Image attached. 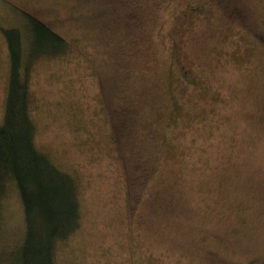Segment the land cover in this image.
Returning <instances> with one entry per match:
<instances>
[{"label": "rangeland", "instance_id": "374dc122", "mask_svg": "<svg viewBox=\"0 0 264 264\" xmlns=\"http://www.w3.org/2000/svg\"><path fill=\"white\" fill-rule=\"evenodd\" d=\"M193 1L0 0V126L2 30L25 12L71 46L31 75L36 145L80 189L57 264L264 262V0Z\"/></svg>", "mask_w": 264, "mask_h": 264}, {"label": "trees", "instance_id": "16d2710c", "mask_svg": "<svg viewBox=\"0 0 264 264\" xmlns=\"http://www.w3.org/2000/svg\"><path fill=\"white\" fill-rule=\"evenodd\" d=\"M201 8L195 0L187 14ZM21 13L22 25L2 30L8 81L0 126V264H57L59 248L81 227L80 189L76 177L36 145L31 75L38 60L62 58L71 46L39 19ZM13 202L22 219L16 238L9 236L7 223Z\"/></svg>", "mask_w": 264, "mask_h": 264}]
</instances>
